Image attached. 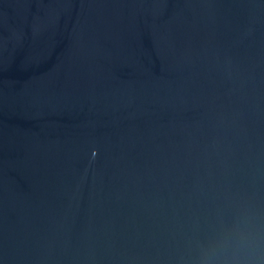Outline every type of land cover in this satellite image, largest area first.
Returning <instances> with one entry per match:
<instances>
[{
    "label": "water",
    "instance_id": "water-1",
    "mask_svg": "<svg viewBox=\"0 0 264 264\" xmlns=\"http://www.w3.org/2000/svg\"><path fill=\"white\" fill-rule=\"evenodd\" d=\"M236 222L264 232V0H0V264H194Z\"/></svg>",
    "mask_w": 264,
    "mask_h": 264
},
{
    "label": "clouds",
    "instance_id": "clouds-1",
    "mask_svg": "<svg viewBox=\"0 0 264 264\" xmlns=\"http://www.w3.org/2000/svg\"><path fill=\"white\" fill-rule=\"evenodd\" d=\"M197 247L194 264H254L249 249H264V232L259 228H241L236 222L232 228L222 226Z\"/></svg>",
    "mask_w": 264,
    "mask_h": 264
}]
</instances>
